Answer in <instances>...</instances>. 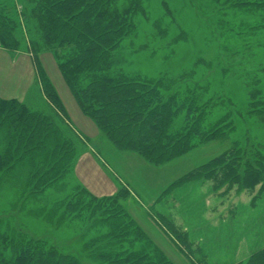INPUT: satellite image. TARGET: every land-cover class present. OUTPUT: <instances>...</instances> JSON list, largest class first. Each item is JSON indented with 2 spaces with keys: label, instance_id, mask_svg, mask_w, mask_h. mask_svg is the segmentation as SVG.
I'll return each mask as SVG.
<instances>
[{
  "label": "trees",
  "instance_id": "obj_1",
  "mask_svg": "<svg viewBox=\"0 0 264 264\" xmlns=\"http://www.w3.org/2000/svg\"><path fill=\"white\" fill-rule=\"evenodd\" d=\"M143 1L15 0L10 11L1 8L3 2L7 4L3 1L0 3V43L10 50L17 49L19 40L15 30L20 26L21 17V25L31 35L30 46L39 70V81L48 98L60 112L68 115L42 64L44 53L54 56L82 111L94 120L114 147L137 152L153 164H162L202 142L223 137L230 140V147L210 163L191 169L183 177L213 175L214 184L226 183L227 189L237 185L238 190L254 189L260 183L259 191L264 192V143L244 142L234 137L237 129L231 109L234 104L228 96L210 94L209 83L179 86L187 77L184 73L147 76L125 70L122 54H127L129 48L135 51L141 47H134L133 39L138 30L136 17L148 16ZM211 1L213 8L223 16L218 20L221 29L235 28L233 22L239 21L231 18L235 13L255 16L249 28L264 30V0ZM18 3L23 5L22 9L16 6ZM164 3L167 8V2ZM227 9H232L231 16ZM156 23L161 20L156 19ZM156 29L159 36L169 31L161 24L158 28L156 24ZM183 35L184 30L170 42ZM147 47L144 44L143 48ZM262 67L264 69V65ZM172 88L175 90L170 92ZM248 96L245 111L248 118L264 125L261 90L252 89ZM54 116L30 107L17 97L0 95V134L6 141L5 150L0 154V172L6 174L0 180L13 178L7 173L15 167L27 168L29 173L21 188L26 192L24 203L29 199L38 201L43 195L47 197V190L53 186L60 193L64 192L51 201L47 199L46 206L34 213L56 231H83L82 238L90 234L84 247L100 264H173L157 246L149 249L147 243L151 240L120 201L125 192L123 188L116 194L99 195L82 183H76L72 190H64L67 184L60 182L73 168L78 154L89 147V138L83 136L84 144L77 147ZM95 151L104 159L100 149ZM221 159L224 161L217 168L221 171L219 174L212 171L203 175L202 169L214 168ZM8 213L12 211L0 209V264H89L49 239L35 235L24 221L21 223L20 216L14 215L13 221ZM3 214L13 222L3 221ZM159 220L182 248L194 243L188 239L186 231L163 215ZM141 240L147 243L135 248V242ZM187 255L191 264H207L205 254L196 256L188 251ZM236 264H264V247Z\"/></svg>",
  "mask_w": 264,
  "mask_h": 264
},
{
  "label": "rangeland",
  "instance_id": "obj_2",
  "mask_svg": "<svg viewBox=\"0 0 264 264\" xmlns=\"http://www.w3.org/2000/svg\"><path fill=\"white\" fill-rule=\"evenodd\" d=\"M13 2L0 0L1 8L10 11ZM164 2H167L168 9ZM143 5L148 16L136 17L138 30L133 39L134 47H141L135 51L129 48L127 54H122L125 70L147 76L184 73L187 77L179 86L209 83L210 94L226 95L234 104L231 108L237 126L234 137L244 142L258 140L264 143V125L248 118L245 112L250 90L260 89L264 97V30L249 28L256 17L232 15V9H227L232 19L244 20V25L231 20L236 24L235 28L223 30L218 25L223 16L213 8L211 0H144ZM16 6L23 8L20 3ZM156 19L161 20L156 23L157 28L160 24L169 28L167 35H157ZM19 23L15 30V37L19 40L17 49L10 50L0 43V93L5 98L17 97L34 109L55 115L56 123L75 140L77 147L84 144L83 136L89 138V147L78 154L73 168L60 182L67 184L64 190H72L76 183H82L99 195L116 194L123 188L122 205L151 240V243L137 241L134 247L147 243L149 249L154 250L157 246L173 264L193 263L188 251L196 256L205 254L207 264H236L264 247V192L259 191L260 183L254 189L238 190L237 185L227 189L226 183L214 184L213 175L183 177L191 169L210 163L211 159L223 154L230 147V140L220 137L202 142L162 164H153L137 152L114 147L94 120L82 111L54 56L44 53L42 64L68 115L60 112L48 98L39 81V70L30 46L31 35L21 25V17ZM182 30L185 36L170 42ZM144 44L148 45L147 49L143 48ZM5 143L0 134V154L5 150ZM93 146L100 149L104 159ZM224 159L214 168L202 169L203 175L212 171L219 174L221 171L217 168L223 165ZM27 171V168L18 166L7 173L13 178L0 180V209L12 211L8 214L13 216V221L14 215L20 216L21 223L24 221L35 235L49 239L89 264H100L84 247L90 234L82 238L83 231H56L47 226L43 217L35 215V211L46 206L47 199L51 201L64 192L60 193L53 186L47 190V197L43 195L38 201L29 199L24 203L26 192L23 193L21 188ZM3 174L6 173L0 172V179ZM160 215L186 231L188 239L194 243L188 242L187 248H182L162 225ZM3 216V221L13 222L6 214ZM16 223L19 225L18 221Z\"/></svg>",
  "mask_w": 264,
  "mask_h": 264
},
{
  "label": "crops",
  "instance_id": "obj_3",
  "mask_svg": "<svg viewBox=\"0 0 264 264\" xmlns=\"http://www.w3.org/2000/svg\"><path fill=\"white\" fill-rule=\"evenodd\" d=\"M1 96H3L1 93H0Z\"/></svg>",
  "mask_w": 264,
  "mask_h": 264
}]
</instances>
